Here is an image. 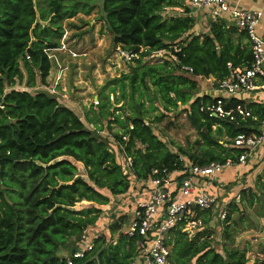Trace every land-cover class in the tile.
Here are the masks:
<instances>
[{"label":"trees","instance_id":"16d2710c","mask_svg":"<svg viewBox=\"0 0 264 264\" xmlns=\"http://www.w3.org/2000/svg\"><path fill=\"white\" fill-rule=\"evenodd\" d=\"M176 5L173 0H0V264H131L142 252V237L123 233L126 214L74 257L76 243L88 244L104 221L102 207L111 203L106 193L124 195L135 182L180 172L186 160L199 165L232 160L239 166L244 149L235 147L234 139L261 133L264 103L244 100L245 94L200 95L197 79L213 78L216 84L233 69L250 67L252 44L245 32L221 21L210 24L209 34L195 32L189 8L184 7V15L166 11ZM94 10L114 46L134 55L133 71L117 80L121 100L136 103L124 119V107L111 111L109 99L82 117L58 96L36 89L39 81L47 83L52 68L48 51L59 48L62 21ZM160 51L170 56L157 64L143 63L144 57ZM148 83L157 88L163 110L187 114L199 135L197 147L176 145L173 151L146 121L148 112L160 110L154 104L145 107L143 94L135 98L142 86L147 91ZM219 97H224L226 110L243 105L251 116L234 121L215 116L211 107ZM106 119L108 129L117 124L123 130L114 139L131 160L127 174L109 143L96 134L105 129ZM263 156V146L251 154ZM254 185L240 191L239 202H231L225 223L244 203L258 207L264 218V169ZM225 189L223 196L212 194L222 201L233 199L236 194ZM194 218L202 222L194 235L183 231L185 218L170 231V264H264V258L250 262L246 250L234 245L222 250L214 246L212 211L197 209ZM226 240L233 242L232 235L226 234ZM69 250L70 256L60 255Z\"/></svg>","mask_w":264,"mask_h":264},{"label":"rangeland","instance_id":"374dc122","mask_svg":"<svg viewBox=\"0 0 264 264\" xmlns=\"http://www.w3.org/2000/svg\"><path fill=\"white\" fill-rule=\"evenodd\" d=\"M62 22L64 34L60 38L59 48L48 51L52 68L47 83L43 85L39 81L36 89L45 90L56 97L58 96L62 103L71 106H75L74 103L79 104L78 107L80 109L78 112L82 117L83 112L86 113V110L91 109L97 111L99 102L107 99H109L112 105L111 111L124 107L121 113L123 119L132 114L129 106L136 107V103L130 101L128 97L125 100H121L122 88L117 80L126 74H130L133 71L135 63L125 56V52L121 48L114 46L111 35L105 30L104 23L101 21L99 11L94 10L88 15L80 13L74 18L66 19ZM168 56L170 55L167 51H162L161 53L144 57L142 60L143 63L157 64L167 59L166 57ZM197 80L199 83L198 94H214L216 87L213 78H198ZM24 85L23 83L20 87H24ZM147 88L146 91L142 86L140 91L135 93V98L138 100L143 94L141 100H143L145 107L149 108L154 104L160 110L148 112L147 116L149 118L146 121L153 126L154 130L159 133L161 138L167 142L173 151L176 150V145L197 147L194 144L198 140L199 135L187 120V114L181 110H163L157 88L150 83L147 84ZM126 93H131L129 87L126 88ZM158 118L159 120H157ZM103 122L105 129L99 131L101 133L96 132V134L102 138L104 137L116 153L117 161L123 165L125 161L123 158L125 157L119 151L114 139V134H122L123 130L117 124L111 129H108V120L106 119ZM87 126L93 129L92 125L87 124ZM263 160L264 156L260 159L252 157L251 162L247 163L249 165L246 169L236 176V179L232 182L233 177L237 172H241L243 166H228L224 169L219 181H223L225 184L231 182L225 188H229L234 194L240 195L242 189L254 188L257 174L264 169ZM249 167L250 169L253 167V169L250 170L248 169ZM219 181H217L216 177L215 182L218 184ZM132 186L131 194H135L138 190L141 191L136 183ZM137 198L139 200V197ZM122 200H125V198L113 200L109 206L102 207V219L104 221L97 228L98 232L95 235L99 237L105 234V230L111 226L114 219H117L111 218L113 212H115V208L120 206H122L120 208L121 211L118 210V212L127 213L126 215L124 214L127 218L124 230L127 229L132 218L131 211L133 205L137 201L135 202L130 197L129 202H133V204L129 203L128 205H124ZM107 210L109 211L110 215H108L111 220H107ZM221 211V206L216 207L213 211V216L216 219L209 226V228L216 230L214 246L219 250H222L223 245H234L239 249H245L250 262L263 258L264 218L258 216V207H248L244 203L241 206V212H234L228 223L219 221ZM226 234L232 235L233 242L226 240ZM90 237L92 240L88 244L83 243L84 240L83 242L81 240L76 243V252H82L85 248H91L95 236L92 237L91 235ZM254 244L256 247H252ZM73 246H75V242H73ZM60 255L65 257L70 256L71 250L68 253L60 252Z\"/></svg>","mask_w":264,"mask_h":264},{"label":"built area","instance_id":"2783aa9c","mask_svg":"<svg viewBox=\"0 0 264 264\" xmlns=\"http://www.w3.org/2000/svg\"><path fill=\"white\" fill-rule=\"evenodd\" d=\"M188 1L193 10L209 9L210 16L214 19H219L224 13H228L234 26L245 32L252 44L254 59L251 66L233 69L228 78L215 84L214 93L227 97L255 93V96H261L264 99V82L260 83L264 79V39L256 32L262 11L232 7L229 0ZM124 54L130 58L129 60L134 57L127 52ZM229 68H231V64H229ZM182 69L192 72V68L189 66H183ZM221 98L224 97H219L217 104L211 107L215 116L229 118L231 121H234L237 116L242 118L251 116V111L243 105L226 110ZM259 129L261 130L259 135L239 134L234 139V146L244 149V152L239 156L238 164H246L257 148L264 147V121ZM233 165L232 160H228L226 163L212 162L207 165L194 164L186 160L184 170L168 173L161 178H151L147 184L140 183V185L149 188L148 197L146 200H138L133 205L129 226L123 231L125 235L142 237V241L139 243L142 252L131 264H170V231L178 225L182 218H185L187 222L183 231L194 235L197 229L202 227V222L194 218L197 209L213 212L216 207L221 206L219 221H224L229 205L232 201L239 202L240 195L222 201L217 195L212 194L210 189L215 188L217 175L222 173L226 167ZM130 166L131 160H125L122 165L124 173L130 172ZM180 174L184 175L183 179L178 177ZM97 237L95 235L94 239ZM113 244L115 245L116 241ZM81 255V252H77L74 257Z\"/></svg>","mask_w":264,"mask_h":264},{"label":"crops","instance_id":"0c3cea01","mask_svg":"<svg viewBox=\"0 0 264 264\" xmlns=\"http://www.w3.org/2000/svg\"><path fill=\"white\" fill-rule=\"evenodd\" d=\"M173 1L176 2L177 5L175 7L167 8L166 11L169 14L184 15V11H183L184 7L189 8V10H190L189 15L192 16L196 20V26L194 28V31L197 32V33H207V34H209L210 33V24L213 21H221V22H224L228 26H233L234 25L233 21H232V18H231V16L228 13H224L223 16L221 18H219V19H214V18H212L210 16L209 9L193 10L191 5L189 4L188 0H173ZM229 3H230V5L232 7L236 6L239 9H247V10H251V11H262V17L260 19L259 24L256 27V32L261 38L264 39V0H229ZM240 32H242V31H240ZM199 79H201V78H199ZM259 97L255 96V93H247V94H245V97H243V99L244 100H249V101H252V102L260 101V102L264 103V99L261 96H259ZM70 101H72V100H70ZM74 104H75V106H73V108L75 110H79L80 109V107H78L79 104H76V103H74ZM123 159L126 160L125 158H123ZM246 164H239V166H236V167L243 166L242 169L245 170L246 169L245 167L247 166ZM242 169H241V172H237L235 176H238L240 173H242L244 171ZM222 173L217 176V181L220 180V176H222ZM235 176L233 177V179L235 178ZM135 183L139 184L141 182H135ZM144 183L147 184L148 181H146ZM138 186L140 187L141 191L138 190V191L135 192V194H131L132 190H130L128 193H126L124 195H120V196H118V195L114 196V195H112L110 193H106V195L111 199V202L113 200H119V199L121 200V199L125 198V200H122V202H124V204H126V203L133 204V202H129L130 197H132V199H134L135 202L138 201L137 197H139V200H141V199L146 200L147 197H148V191L147 190L149 188H147V186H142V185H138ZM225 190L226 189L224 187V182L223 181H219L218 184L215 182V188H213V189L211 188L210 192L211 193L212 192H218L220 196H223V195H225V193H224ZM121 207L122 206L115 208V212H113L111 219L118 218V217L126 214V213L118 212V210L121 211V209H120ZM228 210H229V208H228ZM108 214H109V211L107 210V216H108L107 220H111L109 218L110 214L109 215ZM117 215H119V216H117ZM105 232L108 233V229L105 230ZM263 238H264V236H263ZM90 242L91 241H88L86 243H90ZM252 247H256V245L254 244V245H252ZM262 257L264 258V251L262 253ZM263 258H260V259H263Z\"/></svg>","mask_w":264,"mask_h":264}]
</instances>
